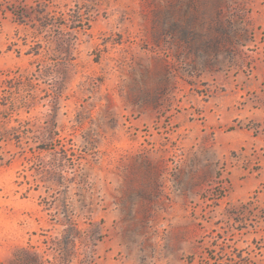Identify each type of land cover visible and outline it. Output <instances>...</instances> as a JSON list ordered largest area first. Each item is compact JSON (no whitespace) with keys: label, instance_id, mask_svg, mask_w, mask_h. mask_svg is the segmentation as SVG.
I'll use <instances>...</instances> for the list:
<instances>
[{"label":"rangeland","instance_id":"1","mask_svg":"<svg viewBox=\"0 0 264 264\" xmlns=\"http://www.w3.org/2000/svg\"><path fill=\"white\" fill-rule=\"evenodd\" d=\"M26 257L264 264V0H0V264Z\"/></svg>","mask_w":264,"mask_h":264},{"label":"trees","instance_id":"2","mask_svg":"<svg viewBox=\"0 0 264 264\" xmlns=\"http://www.w3.org/2000/svg\"><path fill=\"white\" fill-rule=\"evenodd\" d=\"M43 148V147H42ZM25 262H30V263H33V264H35L36 263V261H35V258L34 257H26L25 259Z\"/></svg>","mask_w":264,"mask_h":264}]
</instances>
